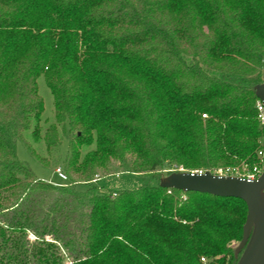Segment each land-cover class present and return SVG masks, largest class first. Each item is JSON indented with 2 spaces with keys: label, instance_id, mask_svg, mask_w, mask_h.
<instances>
[{
  "label": "trees",
  "instance_id": "trees-1",
  "mask_svg": "<svg viewBox=\"0 0 264 264\" xmlns=\"http://www.w3.org/2000/svg\"><path fill=\"white\" fill-rule=\"evenodd\" d=\"M40 76L55 103L47 153L59 127L73 133L63 172L83 190L17 156L23 141L44 164L25 138L34 123L39 136ZM258 84L264 0H0V264H236L245 201L159 178L262 167ZM113 163L157 183L105 189L94 175Z\"/></svg>",
  "mask_w": 264,
  "mask_h": 264
},
{
  "label": "rangeland",
  "instance_id": "rangeland-1",
  "mask_svg": "<svg viewBox=\"0 0 264 264\" xmlns=\"http://www.w3.org/2000/svg\"><path fill=\"white\" fill-rule=\"evenodd\" d=\"M38 88L40 96L42 97L44 109L41 115V118L38 122L39 126V136L36 139L33 135V127L32 126L29 130L25 132V138L31 143V146L33 148V151L36 153L37 156L42 157V162L45 164H42L40 161H38L28 150L26 145L23 141H19L17 143V156L19 160L26 164L35 174L38 178L46 180L51 182L52 184H55L57 186H71L72 188H76L79 190H83L86 188V185L84 183H77L76 185H73L72 182H76L80 178L78 175H76L73 172H67L70 180H62L58 177L56 169L58 167H61L62 170L65 169L64 164V155L66 153V150L68 148L69 143L72 142L73 139V133H70V136L65 135V130L61 127L58 128V141H63L60 148H56L53 153H47L46 144L44 140V135L46 128L49 125L56 124V116H55V103H54V97L53 94L47 84V81L44 76H40L38 78ZM261 142V140H260ZM95 147V143L85 146L83 148V153L86 151L93 149ZM113 169L109 173L103 172V170L99 169L96 175H94L93 180H97V176H102L99 184L104 187L105 189H113V190H122V189H136L139 186L151 181L152 184H156V179H150L151 174H139L135 172L125 171V168L121 166L119 163H113ZM251 165H249L246 162H240L236 166H219L216 168L217 174H226L230 171L236 172L237 176H246L249 173V168ZM232 167V168H229ZM178 170H185L182 166L174 165L173 168L167 169L164 171H161V177L167 176L173 171ZM198 171V170H194ZM234 175V174H233ZM155 177H158V173L154 174ZM73 185V186H72ZM49 237V236H47ZM29 238L31 240H35L36 236L32 233H29ZM240 242H234L233 246L236 248L238 247ZM202 262H207V259L205 257H202ZM67 264H71L70 261H68Z\"/></svg>",
  "mask_w": 264,
  "mask_h": 264
},
{
  "label": "water",
  "instance_id": "water-1",
  "mask_svg": "<svg viewBox=\"0 0 264 264\" xmlns=\"http://www.w3.org/2000/svg\"><path fill=\"white\" fill-rule=\"evenodd\" d=\"M256 94L264 102V84L256 86ZM160 185L245 201L248 213L242 240L236 248V255L241 253L236 264H264V167L256 179L211 171L178 170L161 177Z\"/></svg>",
  "mask_w": 264,
  "mask_h": 264
},
{
  "label": "built area",
  "instance_id": "built-area-1",
  "mask_svg": "<svg viewBox=\"0 0 264 264\" xmlns=\"http://www.w3.org/2000/svg\"><path fill=\"white\" fill-rule=\"evenodd\" d=\"M256 107H257V111H258V118H259L262 126H264V102L259 99L257 101ZM260 144H261V147L258 151V155L261 157L262 167L255 166L252 171H250L246 176H242V177H245L248 179H256L262 173L263 167H264V135L261 139ZM56 172H57V175L59 178H61L62 180H68L66 174L63 172L61 167H58L56 169ZM223 175H226V174H223ZM96 179H100V176H97Z\"/></svg>",
  "mask_w": 264,
  "mask_h": 264
}]
</instances>
